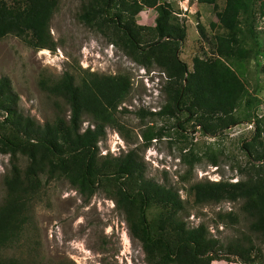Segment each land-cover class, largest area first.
I'll list each match as a JSON object with an SVG mask.
<instances>
[{
  "label": "trees",
  "instance_id": "trees-1",
  "mask_svg": "<svg viewBox=\"0 0 264 264\" xmlns=\"http://www.w3.org/2000/svg\"><path fill=\"white\" fill-rule=\"evenodd\" d=\"M198 2L214 6L218 24H212L217 31L210 40L213 56L195 58L193 71L180 56L187 26L168 0H93L82 18L88 24L109 22L116 45L134 62L148 69L156 66L166 76V104L160 112L143 116L178 119L185 112L187 121H195L211 136L249 121L256 127L257 141L261 121L237 116L252 106L253 96L232 65L246 60L251 52L259 56L256 44L248 50L247 38L252 32L247 25L257 7L264 17V0H226L222 10H218L217 0ZM60 3L0 0V41L13 36L36 51L55 52L58 45L51 21ZM145 9L158 14L152 28L137 24V16ZM41 87L55 99L56 110L54 119L44 124L19 109L10 79H0V154L10 156L0 200V251L21 243L47 187L64 179L85 201L111 187V199L124 213L132 238L141 243L146 264H212L231 262V257L239 261L236 263L256 264L263 259L259 246L264 245V142L244 144L252 162L245 178L236 183L206 180L191 186L197 205L242 204L243 220L226 214L221 221L226 224L229 217L234 223L244 221L247 231L236 242L224 245L204 224L190 226V213L180 192L148 179L137 150L117 157L100 155L99 144L106 138L107 129H124L118 109L130 93V77L85 71L78 79L65 72L57 80H42ZM86 117L90 125L83 131ZM154 137L150 130L143 134L147 142ZM0 264L24 263L18 258L0 257Z\"/></svg>",
  "mask_w": 264,
  "mask_h": 264
},
{
  "label": "rangeland",
  "instance_id": "rangeland-1",
  "mask_svg": "<svg viewBox=\"0 0 264 264\" xmlns=\"http://www.w3.org/2000/svg\"><path fill=\"white\" fill-rule=\"evenodd\" d=\"M92 1L61 0L51 21L58 45L55 52L36 51L13 36L1 40L0 79H10L19 98V109L44 124L54 119L56 110L55 99L41 87L42 80H57L65 72L79 79L85 71L130 77V93L118 109L124 129L121 132L107 129L106 138L99 144L100 155L117 157L137 150L148 179L180 192L190 213L187 218L190 226L204 224L224 245L236 242L247 231V223H234L229 217L224 224L221 216L233 214L243 220L242 204L197 205L190 189L200 181L236 183L245 178L252 162L243 149L244 144L264 142V17L257 7L247 25L252 32L250 37L247 35L248 50L256 44L259 56L251 52L246 60L232 65L253 96L252 106L237 116L261 121V136L254 141L256 127L249 121L211 136L204 134L195 121H187L185 112L178 119L160 116L151 120L143 116L146 112H160L166 104L163 92L166 76L156 66L148 69L134 62L116 45L108 29L109 22L101 25L83 20ZM184 1L168 0L187 26L188 36L180 56L193 71L195 58L213 56L210 40L217 31L212 29V24H218V19L213 5L200 4L198 0ZM225 4L226 0H217L218 10ZM157 16L156 10L145 9L137 16V24L152 28ZM89 125L90 119L86 117L83 131ZM146 130L155 135L151 142L143 138ZM9 161L10 156L0 154V200ZM111 196V187H107L85 201L67 180L53 181L37 203L33 223L21 243L0 251V257L18 258L24 264H146L141 243L132 238L126 217ZM253 240L259 245L255 237ZM259 248L263 259L256 264H264V245ZM236 262L239 261L233 257L228 261Z\"/></svg>",
  "mask_w": 264,
  "mask_h": 264
},
{
  "label": "crops",
  "instance_id": "crops-1",
  "mask_svg": "<svg viewBox=\"0 0 264 264\" xmlns=\"http://www.w3.org/2000/svg\"><path fill=\"white\" fill-rule=\"evenodd\" d=\"M212 264H240V263H228L225 261H214Z\"/></svg>",
  "mask_w": 264,
  "mask_h": 264
},
{
  "label": "built area",
  "instance_id": "built-area-1",
  "mask_svg": "<svg viewBox=\"0 0 264 264\" xmlns=\"http://www.w3.org/2000/svg\"><path fill=\"white\" fill-rule=\"evenodd\" d=\"M184 3H189V1L188 0H185ZM186 11H187V9H186ZM177 15L179 16V14H177Z\"/></svg>",
  "mask_w": 264,
  "mask_h": 264
}]
</instances>
